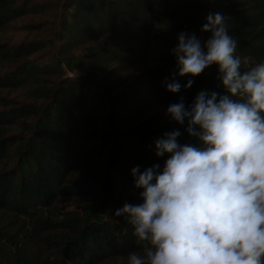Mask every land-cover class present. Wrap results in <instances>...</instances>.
Returning a JSON list of instances; mask_svg holds the SVG:
<instances>
[{"label": "trees", "instance_id": "16d2710c", "mask_svg": "<svg viewBox=\"0 0 264 264\" xmlns=\"http://www.w3.org/2000/svg\"><path fill=\"white\" fill-rule=\"evenodd\" d=\"M33 2L0 0V29L36 11ZM64 4L57 32L59 52L68 57L82 51L89 61L86 77L120 76L134 69L149 56L153 42L165 51L136 77L121 75L100 93L90 91L86 77L35 62L32 56L43 45L0 42V88L27 87L46 102L0 110V209L24 219L15 231L0 229V264H109L108 258L138 248L132 226L124 216L115 215L124 203H142V190L134 187L131 169L163 167L166 156L155 155L154 141L166 131L179 128V142L195 144L166 115L169 104L182 97L187 107L201 89L222 92L215 64L196 77L176 76L179 93L166 90L165 81L177 72L170 49L177 44L178 33H195L203 42L210 35L200 31L206 14L219 12L237 41V53L253 62L264 60V0ZM189 78L192 86L185 89ZM0 104L9 103L0 95ZM68 198L80 200L78 215H60L64 207L56 205ZM45 228L75 231L38 239ZM37 243L64 247L52 259L51 248L45 255L43 248L36 249Z\"/></svg>", "mask_w": 264, "mask_h": 264}, {"label": "clouds", "instance_id": "9594fccd", "mask_svg": "<svg viewBox=\"0 0 264 264\" xmlns=\"http://www.w3.org/2000/svg\"><path fill=\"white\" fill-rule=\"evenodd\" d=\"M200 31L210 33L203 42L177 34V72L166 90L179 93L176 76L215 64L222 92L201 89L187 107L182 97L169 104L166 115L195 144L180 143L179 128L166 131L154 141L163 167L131 169L142 203L115 211L138 246L126 264H264V60L237 53L219 12H208Z\"/></svg>", "mask_w": 264, "mask_h": 264}, {"label": "rangeland", "instance_id": "374dc122", "mask_svg": "<svg viewBox=\"0 0 264 264\" xmlns=\"http://www.w3.org/2000/svg\"><path fill=\"white\" fill-rule=\"evenodd\" d=\"M65 0H34L33 5L37 8L36 11H30L24 16L15 19L7 27L0 29V42H6L10 45H18L22 42H33L43 45V48L32 56V59L35 62L43 63L47 65H54L60 69V66L65 68L66 72L71 73L74 76H79L85 78L86 68L89 64V61L82 55V51L76 50L73 54L68 57L63 56L59 52V42L57 37L59 19L64 10ZM164 46L153 42L149 56L144 59L139 65L134 69L124 72L121 75H130L131 77H136L142 71L148 69L151 64L155 63L156 60L163 56ZM60 63L62 65H60ZM70 74V75H71ZM103 75V74H102ZM97 78L86 77L91 85L90 91L93 92H104V85L109 83H115L120 76L117 75H103ZM50 79H56L55 76H51ZM105 79V80H104ZM89 91V92H90ZM0 95L8 101V106L5 104H0V110L6 109L9 110L12 107L18 106H43L46 105L44 99L37 98L31 94L30 89L27 87L21 88H12V87H3L0 88ZM91 97H94L91 96ZM157 110L154 114L158 113ZM106 124V122H103ZM15 133L18 130L14 131ZM15 163L12 162L8 166H13ZM2 167H0L1 169ZM6 169V170H7ZM80 203V200L74 198L60 199L57 203V207H64L60 215L74 216L78 215V212H81L82 209H77L76 205ZM84 203V202H83ZM22 217H15L10 214L8 211L0 209V229L7 230L12 229L16 230L18 225L23 222ZM33 227L28 226V229ZM75 230L68 229H40L38 232L37 238H43L45 236H56L59 233L68 232L74 233ZM43 244L37 243L36 249L39 250L43 248L44 254H49V249L51 248L52 254L51 257H54L57 254V251L61 252L64 247L61 243L51 244L50 247L45 248ZM53 247V248H52ZM127 254H123L119 257L108 258L109 264H126L125 260L122 257H126Z\"/></svg>", "mask_w": 264, "mask_h": 264}, {"label": "built area", "instance_id": "2783aa9c", "mask_svg": "<svg viewBox=\"0 0 264 264\" xmlns=\"http://www.w3.org/2000/svg\"><path fill=\"white\" fill-rule=\"evenodd\" d=\"M71 73H69V75H70ZM72 75V74H71Z\"/></svg>", "mask_w": 264, "mask_h": 264}]
</instances>
